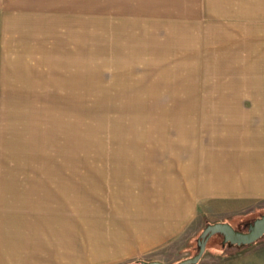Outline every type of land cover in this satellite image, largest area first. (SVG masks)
Segmentation results:
<instances>
[{"label": "rangeland", "instance_id": "obj_1", "mask_svg": "<svg viewBox=\"0 0 264 264\" xmlns=\"http://www.w3.org/2000/svg\"><path fill=\"white\" fill-rule=\"evenodd\" d=\"M206 145L264 169V0H0V264H177L245 232L261 175L198 182Z\"/></svg>", "mask_w": 264, "mask_h": 264}, {"label": "crops", "instance_id": "obj_2", "mask_svg": "<svg viewBox=\"0 0 264 264\" xmlns=\"http://www.w3.org/2000/svg\"><path fill=\"white\" fill-rule=\"evenodd\" d=\"M229 99H234V101H236V102L237 101L239 102V100H240V99L237 100L236 98H229ZM240 101H242V100H240ZM240 115L243 116V114H240ZM236 118H239V117H236ZM244 122H241L239 120L238 122L237 121H233L232 123L229 122V124H228V123H226L225 120H222L220 123L226 129L227 125H229V127H234V128H238L239 126L242 127V124H244ZM249 123H248V125L251 127L252 125L249 124ZM209 126H210V124L205 122L204 127L208 128ZM242 146H237V148H239V149H236V151H234L232 154L226 153V158H223L224 157L222 155L223 153H220V154L217 153V151H220L218 146H216V145H213V146L206 145V146H204L201 149L202 152L199 154L197 166H196L195 170L193 171V175L196 176V180L198 182L206 184L213 177L218 176V179L222 178V179H225L226 182H228V181H230V178L232 176L236 175L238 172L247 173V171H254L253 173L255 175H257V176L261 175V177H262L261 178L259 176L260 179L258 180V182L259 183L264 182V176H263L264 175V169L263 168L260 169V171H258L257 170L258 167L254 168L252 170H248L247 168H244V169L241 170L238 167V164L244 162L247 159H250V157L254 155V153L246 154V153H244V151L240 153V150L242 149ZM226 150H228V149H226V148L222 149V151H226ZM232 150H234V149L231 147V151ZM217 154L221 155L220 158H218ZM229 159H231V160H229ZM223 163H227V166H226L225 169H223V167H221V164H223ZM200 188H199V190H204L201 186H200ZM212 191L214 193L216 191V189L212 190ZM225 247H228V246H225ZM228 248H230V247H228ZM246 248L247 247H244L242 249L244 250ZM224 249H223V252H224ZM212 255H214V257L211 256L212 259L213 258H218V259L222 260V261H216L215 264L224 262L227 259H232V258H235L237 260H236L235 263H229V264H253L254 262H255V264H264V255L263 256H259V257H257V256L256 257L255 256H251V257L245 256V257H239V258H237L235 256L230 258V256L227 255V253H221V254H217V255L216 254H212ZM88 257L92 258V256H88ZM212 259H210V260H212ZM48 261L58 262V263L60 262V261H55V260H48ZM97 261H98V258H92L91 260H89L87 258V261H85L84 264L85 263H87V264H96ZM78 264H82V263H78ZM199 264H214V263L202 258L200 260ZM226 264H228V263H226Z\"/></svg>", "mask_w": 264, "mask_h": 264}, {"label": "water", "instance_id": "obj_3", "mask_svg": "<svg viewBox=\"0 0 264 264\" xmlns=\"http://www.w3.org/2000/svg\"><path fill=\"white\" fill-rule=\"evenodd\" d=\"M214 235H220L224 244L235 246L250 245L259 240L264 235V215L255 219L245 232L235 230L228 223H214L207 225L200 234L197 253L188 259L177 264H196L201 259L208 239ZM146 264H161L159 262H147Z\"/></svg>", "mask_w": 264, "mask_h": 264}, {"label": "bare ground", "instance_id": "obj_4", "mask_svg": "<svg viewBox=\"0 0 264 264\" xmlns=\"http://www.w3.org/2000/svg\"><path fill=\"white\" fill-rule=\"evenodd\" d=\"M221 147H222V145H221ZM218 153H219V152H218ZM222 153H223L222 155L224 156V152H223V151H222ZM217 155H218V154H217ZM221 158H222V157H221ZM223 158H225V156H224ZM246 158H247V157H246ZM190 163H191V162H190ZM190 169H191V168H190ZM188 171H189V170H188ZM189 173H190V172H189ZM189 177H190V176H189ZM189 187H190V186H189ZM189 187H188V188H189Z\"/></svg>", "mask_w": 264, "mask_h": 264}, {"label": "trees", "instance_id": "obj_5", "mask_svg": "<svg viewBox=\"0 0 264 264\" xmlns=\"http://www.w3.org/2000/svg\"><path fill=\"white\" fill-rule=\"evenodd\" d=\"M141 264H146L147 262H140Z\"/></svg>", "mask_w": 264, "mask_h": 264}]
</instances>
